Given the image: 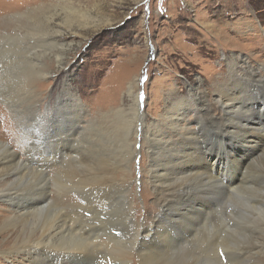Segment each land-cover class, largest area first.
Wrapping results in <instances>:
<instances>
[{
    "label": "rangeland",
    "instance_id": "374dc122",
    "mask_svg": "<svg viewBox=\"0 0 264 264\" xmlns=\"http://www.w3.org/2000/svg\"><path fill=\"white\" fill-rule=\"evenodd\" d=\"M238 57L248 59L252 69L264 77V0H0V141L10 143L12 151L23 155L17 142H13L17 129L12 124L14 119L6 99L17 103L27 101L32 97L33 87L42 104L54 106L58 95L67 89L66 92L73 96H69L71 93L64 96V101L70 104L79 100L86 118L94 123L89 130L97 141L99 154L92 172L76 168L75 173L91 175L110 171L121 180L122 175L116 173L120 153L126 148L121 141L129 137L138 119L129 85L139 84L140 106L146 123L157 122L159 113L178 99L183 98L186 105L191 104L189 90L199 82L203 85L205 106L217 116L219 85L228 83L230 64ZM258 103L255 116L263 119L262 102ZM121 109L125 111L122 114L127 118L126 123L122 126L117 119L113 126L108 124L111 128L101 130L109 115L113 118ZM192 115L190 119L195 121L196 116ZM40 140L47 142L44 137ZM234 143L231 149L240 160L247 162L244 147ZM140 145L142 155L133 162L132 180H129L133 183V201L139 213L136 224L124 220L127 205L116 189H111L108 203L98 206L93 217L82 219L88 212L75 209L74 214L81 217V226L91 233L82 239L67 238L65 247L79 240L85 250L88 249L87 253L95 256L94 263L89 264H149L151 261L146 255L149 252H139L134 236L137 224L145 221L144 226L149 225L159 210V196L147 177L149 158L144 143ZM261 156L254 168L264 172V154ZM224 164H219L217 170L220 171ZM59 165L39 176L27 170L12 185L23 190L42 181L51 185V198L56 204L47 213L22 221L16 219L11 228L5 229L11 214L7 205L0 202V264H28L10 254L11 246L38 239L41 231L53 221V215L58 213L59 218L58 199L74 196L71 199L77 200L83 195L75 186L69 189L62 165ZM139 171L141 178L137 174ZM232 175H237L234 169ZM243 204L236 196L227 205V211L221 209L214 224L202 231L203 237L177 252L155 258L156 264H209L205 257L212 254L211 244L220 236L232 241L234 250L247 244L248 239H243L245 229L264 223L255 212H246ZM98 241L101 245L93 249ZM54 249L61 248L54 246ZM122 251H127L124 253L127 255L123 256ZM196 253L199 256L193 257Z\"/></svg>",
    "mask_w": 264,
    "mask_h": 264
},
{
    "label": "bare ground",
    "instance_id": "6f19581e",
    "mask_svg": "<svg viewBox=\"0 0 264 264\" xmlns=\"http://www.w3.org/2000/svg\"><path fill=\"white\" fill-rule=\"evenodd\" d=\"M31 89L32 97L27 101L17 103L15 100L10 101L11 98L8 97L5 101L14 119L12 124L17 129L13 142L16 141L23 152L21 156L12 151L10 143L0 141V202L7 205L11 214L5 229L9 228L16 219L25 220L43 215L56 204V200L51 198V185L43 183L44 181L40 184L35 183L36 185L28 190L15 189L12 186L13 182L27 170L39 176L60 164L62 173L64 172L66 176V185L69 189L75 186L83 195H79L77 200L71 199L74 196L58 199L59 218L58 213L57 216L53 215L55 216L52 218L53 221L41 231L38 239L32 241L24 239L22 243L11 246V255L20 257L28 264L92 263L94 255L89 254V251L87 253L88 249L85 250L84 244L79 243V240L65 247L67 238L82 239L91 233V230L81 226L79 219L81 217L77 216L78 213L74 214L75 209H84L88 212L82 219L93 217V211L110 199L111 189H116L120 199H123L127 205L125 213L122 212L125 214L124 220L136 224L139 213L133 201L135 195L133 183H129V180L133 175L132 164L143 151L141 142L144 143L149 158L148 181L159 196V210L154 215L152 223L147 226H144L145 221H142L141 225L137 224L134 235L139 252H149L146 254L151 259L149 264H156L155 258H162L188 247L200 236L203 237L202 231L214 224L221 209L227 211V205L236 196H239L244 203L246 212H255L257 218H262L260 222L264 223V172L256 171L254 168L255 162L264 154V118L257 119L255 116L258 101L262 102L261 110H264V77L252 69L248 59L238 57L230 64V79L228 83L219 85L217 91L219 106L217 116L205 106V95L202 96L203 85L199 82L189 90L191 104L186 105L183 98L178 99L172 106L159 113L157 122L146 123V115L140 106L139 84L136 82L130 84L129 94L134 97L133 109L138 119L132 130L130 129L126 142L121 141V145L126 146L125 149L122 148L116 168V173L122 175L121 180L112 176L110 171L91 175L75 173L76 168L92 172L97 166L99 158L97 141L89 130L94 127L93 121L86 118L79 100L71 101L72 104L67 103L69 98L67 102L64 101V96L71 93L66 92L67 89L62 92L63 94L58 95L54 106L42 104L39 94L33 90V87ZM25 111L27 114L24 113ZM65 111L69 114L66 115ZM119 111V116L114 112L113 118L109 115L102 127L100 126L101 130L111 128L117 119L122 126L126 123L127 118L122 114L125 111L123 112L122 109ZM192 114L196 116L195 121L190 119ZM10 122L8 121L9 124ZM109 123L111 126L108 125ZM42 137L48 143L41 142ZM234 142L244 147L247 162L240 160L237 153L231 149ZM224 162L225 164L218 171L217 166ZM233 169L237 173L236 177L232 175ZM137 174L141 178V171ZM76 188L75 191L78 190ZM83 192L88 193L89 196H85L86 193ZM262 225L244 228L243 239L246 237L248 243L235 250L231 248L232 241L223 236L216 238L211 244L212 254L209 253L205 257L206 263L232 264L235 261L237 264L238 262L264 264L262 238L264 225ZM222 226L220 224V227ZM87 228L90 229V226ZM98 242L89 245H93L92 248L96 249L97 245H101V242ZM54 246L60 247L62 251H56ZM126 252L122 251L123 256L127 255L124 254ZM195 255L199 256L196 253L193 257Z\"/></svg>",
    "mask_w": 264,
    "mask_h": 264
}]
</instances>
